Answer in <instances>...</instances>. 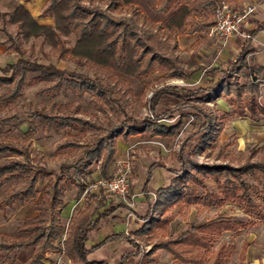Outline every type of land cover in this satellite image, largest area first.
Instances as JSON below:
<instances>
[{"label":"trees","instance_id":"16d2710c","mask_svg":"<svg viewBox=\"0 0 264 264\" xmlns=\"http://www.w3.org/2000/svg\"><path fill=\"white\" fill-rule=\"evenodd\" d=\"M155 1L153 12L166 15V18L156 25L152 22L147 23L143 15L139 16L135 0H47L42 15L51 17L53 25L38 24L22 5L17 6L11 13H0V23L3 26L13 25L16 37L22 42L39 39L41 44L48 45L55 51L58 59L69 58L77 68H87L101 75L89 78L75 71L58 69L52 64H41L32 57L33 47L25 58L21 49L22 43L18 42L13 45L19 55L17 60L0 66V88H6L5 93L0 96V103L9 107L22 98L26 87L40 84V94L56 96L60 93H70L77 98L90 95L98 113L107 115L111 112L113 116L119 113L123 118L119 125L111 119L104 125L94 124L81 119L85 113L78 106L71 108L69 104L51 101L48 106L39 105L30 112L31 123L24 132L26 140L0 138V159L4 160L0 163V182L20 183L18 187H11L5 191L0 199V212L12 208L16 202L23 205L33 200L38 194L37 186H43L42 196L32 206L37 215L25 220L23 225L16 229L17 234L25 236L14 238L0 234V250L8 253L33 248L27 264H43V254L48 250L62 252L72 264H104L103 261H89L87 257L106 242L125 239L135 248V252L123 255L119 264H124L130 256L140 255L136 241L123 233L110 235L94 247H86L88 233L100 220L111 216L124 205L118 204L95 213L96 217L92 218L94 211H90L91 206L87 204L84 209L70 217L67 226L62 223L61 213L64 207V193L72 187L76 189L77 199L86 198V185L79 183L78 178L85 176L92 165H98L103 173L114 162L117 138L126 141L129 136L146 132L153 137H175L178 133L180 122L175 125H162L149 120V117L145 120H136L127 115L124 109L127 102L119 95V91L123 94L127 92L128 87L121 75L145 76L150 71L158 70L170 77H176L178 72L174 61L157 53L151 45L155 34L160 33L174 42L180 33H193L200 27L210 26L211 22H197L193 15L202 10L213 15L216 5L212 0ZM86 3L89 5L103 3L106 6L105 10L110 13H122L125 7L132 16L117 19L98 7L86 6ZM140 21L148 24V27H154V31L145 29L140 36L138 33ZM189 24L190 29L186 31L185 27ZM262 29L264 25L257 28ZM70 36L75 38L72 46L67 45ZM246 55L247 53L242 51L224 71H219V78L211 81L208 87L166 86L155 91L147 100L150 114L159 120L174 112H180L183 116L184 111L190 110L186 114L195 119V129L185 141L187 143L196 140L200 147L205 148L219 139L224 121L232 117L229 113L215 115L205 107L206 101L212 103L216 98L215 89L222 84L223 97L233 96L227 102L234 107V117H244L245 112H248L251 118H264V108L255 99L257 85L249 80L250 75L254 78L261 75L264 79V71L251 63L248 64L246 72L243 71ZM215 71L210 70L207 74L212 76ZM235 72L247 79L246 83L241 85L225 83V79ZM29 75L33 77L29 78ZM145 82L149 83L147 79ZM204 93L206 94L203 95ZM163 94L175 96L179 103L167 112L159 114L157 105ZM38 129L55 135H60L67 129L75 135L84 134L88 130H94L97 134L86 144L81 145L73 141L59 144L58 150L78 149L81 157L74 163L61 165L59 174H54L36 165L39 160L31 157L30 138ZM186 143L183 142L176 153L179 169H168L172 175L170 184L157 190L152 205V212L157 216L149 221L146 219L147 225H143L135 234L164 230L171 218L161 215L168 210L177 209L178 212H182L188 207L222 208L226 204L237 206L249 217V221L217 219L199 226H190L174 238L159 239L146 254L149 256L158 250H164L172 257V264H224L230 254L229 247L223 245L216 251L212 250L215 237L222 233L236 234L254 222L264 221V189L259 198L255 199L246 180L247 177H251L264 184V159L247 161L238 166L224 162L198 163L193 160V153L189 156L185 154ZM187 164L192 166V171L187 170ZM155 166L150 165L147 180ZM70 171L71 176L64 178L63 172ZM207 181L213 183V189H208ZM64 232L66 237L62 240ZM245 252L244 246L240 254L241 264L245 260Z\"/></svg>","mask_w":264,"mask_h":264},{"label":"rangeland","instance_id":"374dc122","mask_svg":"<svg viewBox=\"0 0 264 264\" xmlns=\"http://www.w3.org/2000/svg\"><path fill=\"white\" fill-rule=\"evenodd\" d=\"M215 5L221 0H212ZM229 5L234 8L242 9L247 5L255 4L260 0H224ZM88 7H98L101 11H106V6L103 3H94L93 5L85 4ZM135 5L137 6L139 16L143 15L146 18L147 23L152 22L156 25L164 16L161 14H155L153 12L154 0H135ZM114 18L120 17H131L128 8H123L122 13L119 12H107ZM137 19V17L135 18ZM139 21V20H137ZM139 34L142 36L145 29L151 31L154 27H148V24L139 22L138 25ZM2 30L1 40L2 46H4L5 52L0 53V66H4L7 63L15 62L19 55L14 50V44L21 42V49L23 51V57H27L30 52V48L33 47V59L41 64H52L55 67L66 70L69 72H77L87 75L89 78H93L95 75L101 77L100 74H96L94 71L84 68H77L74 63L68 59L60 60L57 58L55 51L48 45L41 44L39 39H32L27 43L22 42L16 37V30L12 25H0ZM156 37L154 42L151 43L155 51L170 60L176 58V67L178 72L181 73L182 84L179 86H185L189 88H197L200 86H205L204 75L200 77H192L189 75L188 70L184 67L185 56L178 54L173 50V43L170 39L166 38L160 33L155 34ZM74 36H70L67 39V45L72 46L74 44ZM248 63H246L243 71L246 72ZM33 75H29L32 78ZM242 77V76H241ZM121 78L127 84L128 90L123 93L119 91L124 100H126L125 111L127 115L134 117L136 120H149L162 124V125H175L180 122V127L178 133L175 137H153L147 132L141 134L139 137L133 138L128 144L129 148L124 153H119L117 155V161L123 162L127 159L130 161L133 169L129 181V192L127 198L131 199L132 195H140L145 197L148 195L146 191L142 190L143 181L137 179H144L146 177L147 169L152 162L160 164L163 166L160 172L163 176H170L165 170L166 168L179 169V164L177 162L176 153L182 146L183 142L186 143L185 139L194 131L195 119L186 114L190 110L184 111L182 116L180 112H175L176 115H170L162 119H155L149 111L147 100L151 95L163 87L172 85L175 78H171L167 73L161 71H150L145 76H124ZM235 76V73L230 74L226 79L225 83L230 85H241L246 83L244 77ZM145 79L149 83L145 82ZM249 80L257 85V94L255 96L256 101L261 98L264 94L261 87H259L260 81L264 79L259 75V78H254L253 75L249 76ZM41 88L40 84L32 85L23 90L22 98L18 99L16 102L12 103L11 106L5 107L4 104L0 103V138H11L19 141L26 140L24 132L28 129L31 123L30 112L32 109L39 105L48 106L51 101H55L57 104H69L71 108L78 106L85 115L81 116V119L90 121L94 124L104 125L109 119L113 120L115 124L122 122V115L117 114L113 116L111 112L107 115L98 113L92 104V97L90 95H84L81 98L74 97L72 94H58L56 96L40 94L39 90ZM220 88V89H218ZM215 89L216 101L217 99L224 100L221 96L222 84L220 87ZM5 87L0 88V96L5 93ZM262 92V93H261ZM264 97V96H263ZM262 97V98H263ZM178 99L169 94H163L157 105V112L159 114L167 112L172 109L176 104H178ZM209 110L215 115H220V111L216 108L217 103H206L205 104ZM143 129V126H142ZM122 130V129H120ZM97 134L94 130H88L86 133L81 135H75L71 130L67 129L64 133L60 135H55L53 133H44L40 129L31 136L30 138V150L31 157L35 160H39L36 165L45 168L54 174H59V168L64 164H71L76 162L80 157V150L78 149H61L58 150L57 146L61 143L67 141H73L82 144H86L92 140L94 135ZM119 151H123V144H119ZM222 148V150H221ZM185 154L189 156L193 153V160L198 163L214 164L224 162L231 166H238L247 161H258L259 159H264V153L258 152L254 157H251V149L241 148L238 149L235 146L234 140L229 136L226 138L223 136L217 141L213 142L209 146L203 148L197 144L196 140H190L185 144L184 149ZM20 160V158H14ZM3 159H0V163H3ZM138 165V166H137ZM117 165L111 168L107 174L100 172L97 165H92L89 168V172L81 177L80 179L76 176L79 183H84L86 185V200H81L79 203H74L73 215L80 211L86 203L91 206L90 211L98 213L103 211L110 205L122 204L115 218L110 217V226L107 224H102L97 229L89 233V240H94L96 238H104L105 236L111 234L110 228L115 227L120 224L125 225V234L138 244L140 255L134 260L136 264H172V257L164 250H158L157 252L146 256L147 252L159 239H169L174 238L177 234L185 231L190 226H199L208 221L217 219H233L240 221H249V217L246 216L237 206L226 204L222 208H197L188 207L182 212H178L177 209L168 210L166 213L161 215V217H170L171 220L167 227L162 231H153L149 233L138 234V231L145 223L146 219H154L157 215L152 212V205L154 202L153 194L148 195L149 199H144L142 201H133L134 205L129 207L120 198L103 193L101 190L93 191L89 189L91 185L96 183L98 180L111 178L116 170ZM187 170L192 171V166L187 164ZM72 171L69 173L63 172V177L71 176ZM247 182L249 183L251 190L255 199L259 198L261 191L264 189V184L259 183L256 179L247 177ZM152 182V181H151ZM18 181H12L7 183L0 182V199L4 196L6 190L11 187H18ZM151 185V183L149 184ZM208 189H213L214 185L212 182L207 181ZM42 185L37 186L38 194L37 196L25 204L21 205L15 203L14 207L11 209H6L0 214V234L6 236H13L17 238L19 236H25V234H17L16 229L23 225L24 221L33 218L37 215V212L32 210V206L35 205L39 198L42 196ZM154 190V189H153ZM201 193V190H198ZM92 195V196H90ZM98 197H101L98 200ZM151 198V200H150ZM70 199L75 200V188L72 187L64 193L63 202L67 203ZM107 201V203H106ZM97 202V205L95 206ZM120 215V217H119ZM119 217V218H118ZM64 226H67V222H62ZM66 233L62 235V239H65ZM120 248L118 249L120 255L125 250L124 241H119ZM229 247V257L226 259L224 264H241L240 254L243 247H246L245 262L243 264H264V221L254 222L252 225L245 227L240 232L236 234L232 233H222L221 235L215 237L212 243V250L216 251L221 246ZM121 250V251H120ZM33 248H28L26 250L16 252H5L0 250V264H27L32 256ZM44 260L46 264H72L62 252L48 250L44 254ZM113 256L110 246L105 245L102 249L95 251L94 253L88 255L87 259L89 261H101L108 260ZM151 260V261H150ZM110 264V263H108Z\"/></svg>","mask_w":264,"mask_h":264},{"label":"crops","instance_id":"0c3cea01","mask_svg":"<svg viewBox=\"0 0 264 264\" xmlns=\"http://www.w3.org/2000/svg\"><path fill=\"white\" fill-rule=\"evenodd\" d=\"M46 3H47V0H0V13H11L17 8V6L22 5L31 14V16L37 21L38 24L53 25V19L51 17L42 15V11L45 8ZM154 3H155L154 5L155 7L156 6L155 0H154ZM255 5H256L255 11L249 16L247 22L245 23L243 27V30H246L252 35L251 40L243 41L238 36H232L228 38L226 42L223 44L217 38V36H215L214 34H211V28L213 25V15L209 14L206 10H202L199 13L194 14L193 17L197 22H200V23L211 22L212 25L207 26V27H200L197 31L193 33H188V32L180 33L176 36L175 41L172 42L173 50L176 53L182 54L185 56L184 67L186 70H188L189 75L192 77L194 76L200 77L201 75H204L205 86H200V87H204V88L208 87V85L211 84V81H216L220 76L219 71H224L227 68V66H229V64L233 63L236 60L237 56L242 51L247 53L246 63L254 64L258 66L262 71H264V29L257 30L259 26L264 25V0H260L256 2ZM161 15L164 16V19L166 18V15H163V14ZM164 19H161L160 21H163ZM190 25L191 24L185 27L186 31L190 29ZM252 32L254 33L252 34ZM1 33H2V30L0 28V36H1ZM3 52H5V49H4V46H2V40L0 37V53H3ZM173 61L176 64V58ZM7 64H10V63H7ZM210 70H216L212 76L207 74V72ZM177 72H178V69H177ZM235 74L237 75V77H240V79H243L239 73L235 72ZM171 78H175V80L172 82V85H168V86L185 87V86H179L182 84V81L179 80L180 78H182L181 73L178 72V75L176 77H171ZM205 94L206 93H204L203 95ZM221 96L223 97L222 94ZM232 97L233 96L230 95V96H227L226 98L223 97L224 100H221L220 98L217 99L216 101L213 100L215 104L217 103L216 108L220 111V114L229 113L232 115L230 119L224 121L223 131L219 138H222L223 136L225 138L227 136L228 137L230 136L232 140H234L235 146L238 149L249 147V149H251V157H254L258 152L264 153V118L262 117L251 118L248 112H245L244 117H241V118L234 117L233 116L234 107L230 106L227 102ZM206 103H210V102L206 101L205 104ZM171 115H176V113L174 112ZM140 135L141 134L129 136L126 141H123L121 138H117L116 140L117 150H116V154L114 157V162L109 166V168L105 172H103V174H107L109 171H111V168L117 165V162H118L117 155L119 153L126 152L129 148L128 143L133 138L139 137ZM158 139H160V137H158ZM120 143L123 144V151H119L118 146ZM253 152L255 153L252 154ZM154 162L150 164V165L154 164L156 166L152 169L151 177L149 178V180H147V173H148L149 168L147 169L146 177L144 179L142 178L140 179L139 176L137 177V179L138 181L139 180L143 181V184L141 187L142 190L146 191L148 195L153 194V199L155 200L157 190L166 188L170 184L172 175L168 172V169H171V168L165 169L167 173L170 174L171 177H169L168 175L167 176L161 175L160 172L162 171L163 166L160 164L154 163ZM97 167L99 168L98 165ZM150 183L151 185H149ZM148 195H146L145 197L138 196L136 200L142 201L144 199H149ZM100 198L101 197H98V200ZM81 200H86V198L81 197L77 199L76 189H75V200L70 199L69 201H67V203L64 202V207L61 213L62 222L66 221L68 224L70 217L73 216L74 203L75 202L79 203ZM87 204L89 203H86L85 206H87ZM96 205H97V202L95 206ZM85 206L82 209H84ZM115 206L116 205H110L104 210L111 208V207L113 208ZM6 209H11V208H6ZM119 209H117L114 214L107 217L106 219L100 220L97 226L90 232L94 231L102 224H107L110 226L109 218L110 217L115 218L116 216H118L117 212ZM1 213L2 212H0V214ZM94 217H96L95 213L93 214L92 218ZM110 231H111V234L105 236L104 238H100V239L96 238L94 240H91V239L89 240V233H90L89 232L88 238L86 241V247L87 248L94 247L98 245L99 243H101L106 237L110 235L122 234V233L125 234L124 232L125 225H123L121 221L119 225L113 228L111 227ZM119 241H124L127 244L125 245V250L121 255L118 250L120 248ZM105 245L110 246V250L113 256H111V258H109L107 261L101 260L104 262V264H108V263L119 264L123 255L132 254L135 252V248L127 240L117 239V240L106 242L100 248L94 250L92 253H94L97 250L102 249ZM245 255H246V252H245ZM138 257L139 255L130 256L125 261L124 264H136L134 263V260ZM43 264H46V263L43 262Z\"/></svg>","mask_w":264,"mask_h":264},{"label":"built area","instance_id":"2783aa9c","mask_svg":"<svg viewBox=\"0 0 264 264\" xmlns=\"http://www.w3.org/2000/svg\"><path fill=\"white\" fill-rule=\"evenodd\" d=\"M255 4L247 5L242 9H238L232 7L224 0L219 1L214 8L211 34L217 36L223 44L232 36H238L243 41L251 40L252 35L246 30H243V27L249 16L255 11ZM235 76L237 75L235 74ZM259 87H261L262 91H264V81H260ZM262 97L258 99L257 103L264 108V97ZM117 166V170L111 178L98 180L96 183L91 185L89 189L93 191L101 190L103 193L116 196L126 205L132 207L134 205L133 201L135 198L140 196L137 194L132 195L131 199L127 198L130 186L129 181L133 167L128 159L121 163L117 162ZM86 192L87 190H85V193ZM62 240H64V238Z\"/></svg>","mask_w":264,"mask_h":264}]
</instances>
